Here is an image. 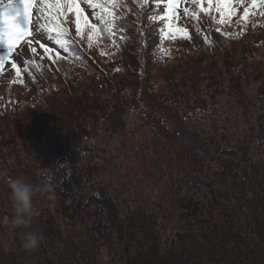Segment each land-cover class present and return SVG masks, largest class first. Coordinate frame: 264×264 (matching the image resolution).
Masks as SVG:
<instances>
[{
  "label": "trees",
  "instance_id": "16d2710c",
  "mask_svg": "<svg viewBox=\"0 0 264 264\" xmlns=\"http://www.w3.org/2000/svg\"><path fill=\"white\" fill-rule=\"evenodd\" d=\"M256 2L245 22L238 9L252 0H232L230 19L216 0L193 3L189 39L148 19L163 16L165 4L142 10L126 0L111 35L101 31L99 8L82 0L96 19L94 40L92 29L76 31L64 4L54 22L32 29L52 53L39 47L31 56L25 47L20 66L13 48L0 68V77L13 63L20 69L0 78V264H264V60L244 79L240 70L264 48V3ZM55 24L67 29L65 47L55 43ZM173 44L193 74L175 65L160 86L153 70ZM194 49L224 54L229 78ZM201 74L210 82L204 94ZM81 75L89 80L78 90ZM45 175L55 199L37 195L30 228L11 227L7 180L38 185ZM24 232L39 237L37 250L21 247Z\"/></svg>",
  "mask_w": 264,
  "mask_h": 264
},
{
  "label": "snow or ice",
  "instance_id": "6c2138e0",
  "mask_svg": "<svg viewBox=\"0 0 264 264\" xmlns=\"http://www.w3.org/2000/svg\"><path fill=\"white\" fill-rule=\"evenodd\" d=\"M36 0H17L16 3H12L11 0H9L7 8V14L0 17V44H4L7 48V55L4 57H0V68L4 66L6 62H8L9 56L13 50V48L17 45V43L26 35H30L28 32V20L31 15L30 9L33 7ZM41 2L44 5L45 11L47 13V16L49 18L50 22H54L57 16L60 13V7L62 4H67L70 6V10L74 11L76 14V26L78 33L81 30V22L83 20L84 27L95 29L97 26L92 25L88 22V19L86 16L82 17V10L78 6V0H41ZM95 11V9L99 8L100 10V16L99 19L101 22L105 25V28L101 31H108L111 35H115V30L118 27L116 24V19L119 15L117 12V7L120 5H124L126 3V0H97V2H94V0H85ZM135 2L138 4V6L144 10L145 6H155L159 7L161 4L167 5L169 9L172 10L173 14H175L176 11V4L179 2V0H135ZM195 4L202 5L205 0H192ZM245 2V0H235V3L237 5H241ZM262 3H264V0H261ZM207 3L211 5L213 3V0H207ZM217 8L216 11L223 12L225 9H228L229 16L228 19L231 18V15L235 14V10L231 8L232 0H216ZM256 0H252V5L255 6ZM5 7L3 0H0V9H3ZM201 13H207L208 9L201 7L199 9ZM184 14L187 16L189 15L188 9H184ZM168 11H165L164 15L161 16L159 13H156L155 15L149 16L148 19L152 21H164L167 24L168 21ZM249 15V9L247 7L244 8L243 16L240 17L241 22H245L246 17ZM21 17L23 18V26L21 23ZM194 19H198L197 16H193ZM121 31H123V25H119ZM219 31V29H217ZM50 31H53L56 33L57 38L55 43L60 45L61 47H65L66 44L69 42L65 39L66 35L68 34L67 29L61 28L60 24H55V26L50 29ZM168 31L171 32L172 28L171 25H168ZM176 31H181L180 29H176ZM164 32V29H161V33ZM184 38H189L187 36V33H183ZM126 36H122L121 39H126ZM171 38H175L174 35ZM92 35L89 33V40L91 42ZM39 43V41H37ZM41 48H44L45 53H52L54 49L47 48L45 45L40 44ZM33 52L36 51L35 48L31 49ZM49 59H53L51 55L48 56ZM56 58H61L59 56V53H56ZM55 62V61H53ZM13 68L16 69L17 75L20 74V69L17 67L15 63H13Z\"/></svg>",
  "mask_w": 264,
  "mask_h": 264
},
{
  "label": "rangeland",
  "instance_id": "374dc122",
  "mask_svg": "<svg viewBox=\"0 0 264 264\" xmlns=\"http://www.w3.org/2000/svg\"><path fill=\"white\" fill-rule=\"evenodd\" d=\"M81 1L82 0H78V6L79 7H80L79 2H81ZM62 5H64V4H62ZM246 7L249 9V14L253 10H255L254 6L252 4H248ZM256 7H257V2L255 4V8ZM184 9H188V13L192 14V13H194L196 11L197 8H193L192 0H179V2L176 4L175 14H173L172 10L169 9L167 7V5H166L165 11H168V14H169L168 15V21H167V26L171 25V28L173 30L170 33H172L174 35L179 34L178 36H180L184 32H186V27L188 26V24H187L188 23V18L184 14ZM81 10H82V17L86 16L87 19H88V22L90 24H92V25L95 24L96 19H94L92 17V12L91 11L89 12V9L86 8V7L85 8H81ZM238 11H242V12L236 18H239V17L243 16L244 9H238ZM221 15L222 16H220V17H224L225 16V10L223 12H221ZM48 20H49V18L47 16V13L45 11L43 3L41 2V0H36V2L33 5V23H32L33 32L35 31L34 28L36 27V25H40L41 22H47ZM74 20H73V22H74ZM72 24H73L74 28H77L76 21L74 23H72ZM81 24H82V26H81L80 32L82 30H86L87 29L86 27H84L83 20H82ZM176 29H180L181 31H176ZM37 30L40 31V29L38 27H37ZM0 35H2V33H0ZM168 35H170V34H168ZM95 36H96V31H95V29L94 30L92 29V40H94ZM41 39H42V36L37 34V31H36L34 36L29 35L27 37V39H25L24 41L18 42L17 43V47H16V51L19 52V53L17 54V56L15 58V60L18 62V63L17 62L16 63L19 64L20 66H23L25 64V60H26V59H24V57L26 56L23 53L24 48L26 47V49H27L26 53L31 54V56H32V52H31L32 50L31 49L32 48H37L38 49L40 47ZM37 41H39V43H37ZM42 41H44V40L42 39ZM246 43H247V41L237 42V43H234L233 45L236 47L237 50H240L241 47H243V45L246 44ZM229 45H230V43H229ZM179 47L180 46H178L177 44H173L172 48L166 52L167 56H163L161 63L157 64L155 66V68L153 70V74H154L155 77L159 78L158 85H160V86H165L166 85L164 83V81L160 79V75H163L166 72H169V70L174 72L175 71L174 70L175 69V65H178V64H179L178 66L181 67L180 68L181 72H180V69L178 70L179 75L182 72H185L187 75L188 74H193L191 69L188 68V66H189L188 63L190 64V66H192L191 61L189 59H187V58L181 59L180 53L178 52L179 51ZM173 48L175 49V51L172 53V49ZM257 50L258 51L256 53H258V54L249 58V61H247L248 65L247 66H242L240 68V70H241V79H244L246 74H249V73L253 72L255 67L258 65L257 63L259 61H263L264 60V48L257 49ZM193 52L197 53V54H194V55H197V57L200 56V57L203 58V65H207L208 67H210V69H211L212 66L215 69L218 68V71L223 74V78H225V76L229 78L228 74L226 73L227 70L225 68L226 59H228V58L226 56L224 57V54H220V52H218L217 50H215V51H210V50L209 51H204V50H196V49H194ZM186 53H188V52H186ZM241 56H242V53H241ZM177 57H179V58H177ZM197 57H195V58H197ZM230 57H232L235 60H238L239 54H237V58L234 55H232ZM175 58H177V59L175 60ZM32 60H34V59H32ZM247 72H249V73H247ZM237 74H238L237 71L234 70V75L237 76ZM206 75L207 74H201L200 75V78L203 79L201 84H200V89L203 91V94L207 90H209V83L210 82L207 80V76ZM17 76L18 75H17L16 69H15V71L12 74L7 75V76L2 75L0 78L6 77V80H10V79L16 78ZM81 77L83 79L79 80L75 84V87L78 90L81 89L79 87L81 85H83V83H86L89 80V76H85V75L82 76L81 75ZM227 87L228 86H226V87L223 86L224 89L227 88ZM229 95L227 94L226 96H224L222 98V103L228 104V109L232 110L234 108V106H235V101H234L235 98L233 96H231V95L229 96ZM96 140L98 142L100 140L99 143H104V142H102V140L100 138H98Z\"/></svg>",
  "mask_w": 264,
  "mask_h": 264
},
{
  "label": "clouds",
  "instance_id": "9594fccd",
  "mask_svg": "<svg viewBox=\"0 0 264 264\" xmlns=\"http://www.w3.org/2000/svg\"><path fill=\"white\" fill-rule=\"evenodd\" d=\"M58 166L60 168L66 167L60 164ZM0 175H3V173H0ZM7 183L10 189L9 198L13 210L10 225L16 229L26 230L30 228L34 216L33 201L37 195L48 200H54L56 197L51 175H45L38 185H34L21 177L8 179ZM39 245L40 239L36 234L24 232L21 247L26 252L37 250Z\"/></svg>",
  "mask_w": 264,
  "mask_h": 264
}]
</instances>
